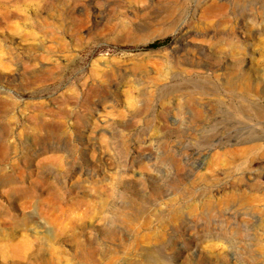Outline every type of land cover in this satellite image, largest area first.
Returning a JSON list of instances; mask_svg holds the SVG:
<instances>
[{
    "label": "rangeland",
    "instance_id": "374dc122",
    "mask_svg": "<svg viewBox=\"0 0 264 264\" xmlns=\"http://www.w3.org/2000/svg\"><path fill=\"white\" fill-rule=\"evenodd\" d=\"M157 257L264 264V0H0V264Z\"/></svg>",
    "mask_w": 264,
    "mask_h": 264
},
{
    "label": "trees",
    "instance_id": "16d2710c",
    "mask_svg": "<svg viewBox=\"0 0 264 264\" xmlns=\"http://www.w3.org/2000/svg\"><path fill=\"white\" fill-rule=\"evenodd\" d=\"M168 41V38L162 39V40H154L153 42L148 43L144 46V48H156L163 44H165Z\"/></svg>",
    "mask_w": 264,
    "mask_h": 264
},
{
    "label": "bare ground",
    "instance_id": "6f19581e",
    "mask_svg": "<svg viewBox=\"0 0 264 264\" xmlns=\"http://www.w3.org/2000/svg\"><path fill=\"white\" fill-rule=\"evenodd\" d=\"M204 4V3H203ZM204 15V14H203ZM8 183V182H7ZM155 262L158 263V264H166L163 262L162 258L160 257H157V259H155Z\"/></svg>",
    "mask_w": 264,
    "mask_h": 264
}]
</instances>
